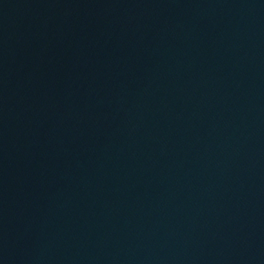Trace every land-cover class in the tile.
<instances>
[{"label": "water", "instance_id": "1", "mask_svg": "<svg viewBox=\"0 0 264 264\" xmlns=\"http://www.w3.org/2000/svg\"><path fill=\"white\" fill-rule=\"evenodd\" d=\"M0 264H264V0H0Z\"/></svg>", "mask_w": 264, "mask_h": 264}]
</instances>
